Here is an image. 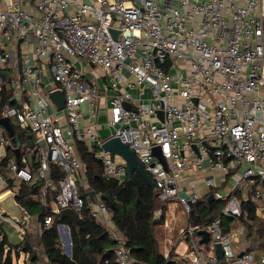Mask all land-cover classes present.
<instances>
[{"label": "built area", "instance_id": "2783aa9c", "mask_svg": "<svg viewBox=\"0 0 264 264\" xmlns=\"http://www.w3.org/2000/svg\"><path fill=\"white\" fill-rule=\"evenodd\" d=\"M3 74L12 93L0 117L45 143L34 170L24 154L22 165L19 156L8 162L14 185L42 181L43 205L48 189L55 190L50 213L34 218L38 233L65 207L80 215L77 181L85 178V163L78 141L100 161L106 179L128 178L125 160L101 147L116 136L143 164L159 200L179 204L188 217L176 238L186 248L171 261L264 264V227L253 221L245 235L243 209L247 201L264 222V0H0V90ZM56 89L63 92L60 108L51 98ZM101 122L106 137L97 132ZM0 146L21 149L1 123ZM51 164L62 170L57 185ZM7 188L0 174V193ZM209 194L216 214L190 223L194 206ZM89 205L118 264H133L105 200L94 194ZM3 221L20 236L26 230L0 208ZM56 228L70 257L69 225ZM201 229L208 232L205 242Z\"/></svg>", "mask_w": 264, "mask_h": 264}, {"label": "trees", "instance_id": "16d2710c", "mask_svg": "<svg viewBox=\"0 0 264 264\" xmlns=\"http://www.w3.org/2000/svg\"><path fill=\"white\" fill-rule=\"evenodd\" d=\"M2 87L0 90V116L4 104L11 103V88L4 81L2 75ZM14 131L15 145L20 146L19 165H22L20 158L24 154L27 157L28 166L31 170L38 164L40 155L43 153L42 147L38 141H35L34 135L28 127L21 126L15 120H11ZM21 143L30 149L29 153L22 148ZM81 160L85 163V178L87 186L79 191L83 199V204L78 216L77 224L73 225L66 216L59 219L54 216V222L43 226L38 233L32 221V230L26 229L22 236L18 234V239L10 238L0 224V262L3 256L5 260L11 262V252L14 250L17 254L20 251L27 255V261L33 264H39L43 258L45 264H118L116 256L112 249L113 241L108 237L105 228L97 222L90 208L89 189L94 190V194L102 196L108 194L109 199H104L112 222L123 233L125 245L129 248L134 257L133 264H182L181 261H171L178 255L173 247L168 252L167 258L159 251L158 240L155 236L154 226L157 222H162L164 218L165 207L157 196L154 186L149 185L139 173H133V179L129 177L123 181L116 179H106L103 176V167L100 161L87 150L84 142H77ZM15 157L14 150L5 147L4 156L0 157V174L15 193L18 203L25 209L30 216H38L40 219L45 214L50 213L55 190L48 189L46 194L47 204L43 205L40 200L42 190V181L31 178L27 181L22 180L18 184H13V176L8 172V162L11 157ZM52 179L57 185L58 179L62 176V170L55 164L50 165ZM87 188V189H86ZM160 201V202H159ZM206 209L190 215L192 223H207L216 214L217 203L208 201L204 198ZM244 214L247 219L244 221L246 229L249 227V220L255 219L254 207L251 204H243ZM157 210H160V217H155ZM202 213V214H201ZM31 219V218H30ZM31 221V220H29ZM62 222L69 225L71 238V256L64 254L59 246L58 232L56 223ZM35 228V229H34ZM264 245V243L262 244ZM37 248V250H36ZM2 263V262H1Z\"/></svg>", "mask_w": 264, "mask_h": 264}, {"label": "water", "instance_id": "95a60500", "mask_svg": "<svg viewBox=\"0 0 264 264\" xmlns=\"http://www.w3.org/2000/svg\"><path fill=\"white\" fill-rule=\"evenodd\" d=\"M111 31L113 33H115L114 30H111ZM115 35H116V33H115ZM51 98L53 99V101L55 102L57 107L60 108L63 106L64 98H63L62 90H60V89L53 90L51 92ZM126 106L129 107V104L126 103ZM158 114L162 115V112L158 111ZM0 123L2 125H4V127L7 129L8 133L11 137V141L15 142L14 131H13V127H12V124H11L9 117H7V116L0 117ZM38 143L42 147V149L44 150L45 149L44 141L42 139H40V140H38ZM90 143H91V145H94L93 141H91ZM101 147L104 150L109 151L111 155L118 154L125 160V162L127 164L129 179H133V173L137 172L141 176H143V178L146 180V182L149 185H151V186L154 185L153 180L151 179L149 174L146 172L143 164L136 157L134 151L132 149H130L125 143H122L118 137L113 136V137H108V138L104 139L102 141ZM152 152L162 162L165 161L164 157L160 153L158 146H154L152 148ZM14 154H15V157L18 158L19 148L14 149ZM182 194H184V193H182ZM88 196H89L90 200H94V190L93 189H89ZM101 197L103 199H107V200L109 199L108 194H103ZM212 198L213 197L211 194H209L207 196L208 201H211ZM246 203H247V201H246ZM0 208L3 210V212L5 214H7L11 219H13L14 222L20 224L25 229H30V225L32 224V223H30L31 221H29L30 217L28 216L25 209H23V207L18 203V201L16 199V193L11 188H7L6 190H4L3 192L0 193ZM158 215L159 214H156L155 217H158ZM64 216L68 217L73 225L77 224L78 217H77V214L73 208H71V207L63 208L61 210L59 219H61ZM197 233L202 234V238L200 239V242L207 241L208 232L206 230L201 229V230H198ZM67 252H68V254H71V248L70 247L68 248ZM215 254L219 258H222V256H223V251H222V248H221V245L219 242L216 243Z\"/></svg>", "mask_w": 264, "mask_h": 264}, {"label": "rangeland", "instance_id": "374dc122", "mask_svg": "<svg viewBox=\"0 0 264 264\" xmlns=\"http://www.w3.org/2000/svg\"><path fill=\"white\" fill-rule=\"evenodd\" d=\"M25 127V126H24ZM32 133V132H31ZM3 150V147L0 146V152ZM78 186H79V191L82 189L83 187V177H81L78 181ZM84 188V187H83ZM160 202V201H159ZM162 205H164L165 207V211H164V218L162 222H157L156 225V229H158L157 233L160 237H165L166 234H171V232L174 233V239L176 240L177 235H178V229L181 226H185L186 223H188V217L184 216V214H182L181 211V207L179 204H174L173 202H167V201H161L160 202ZM170 206H172V208H170ZM196 208V213L194 216H196L198 214V211H205L206 206H205V202H204V197L200 198L198 203L194 206ZM170 211V213H169ZM156 214H159L158 217H160V210H157ZM202 214V213H201ZM170 216V217H169ZM157 217V218H158ZM225 219V218H224ZM229 220V219H228ZM32 223V222H30ZM192 223V221L190 222ZM198 222L192 223V224H196ZM231 220L228 221V224H231ZM1 224V228L4 229L6 231V233L8 234V236L10 238H15V240L18 239V231H17V227L8 222V221H3L0 223ZM253 225L258 226V228L260 229V231L262 230L264 223L262 220H258L255 219ZM260 225V227H259ZM252 227V225H251ZM161 228V230H160ZM35 229V228H34ZM36 230V229H35ZM196 238L198 239V236L196 235ZM262 244L264 243V240L262 239ZM186 241L183 239L181 241H178L177 246H176V252L178 254H182L186 248ZM8 249V248H6ZM6 249H5V254L3 256V260L0 262V264H26L25 258H24V252L20 251L19 254H17L14 250H12L11 252V262L8 263L5 260V255H6ZM207 253L209 255L212 254V251H207ZM230 260V258H225V261ZM27 264H33L31 261H27ZM40 264H45L44 259L42 258L40 260ZM255 264H258L257 262H255Z\"/></svg>", "mask_w": 264, "mask_h": 264}, {"label": "crops", "instance_id": "0c3cea01", "mask_svg": "<svg viewBox=\"0 0 264 264\" xmlns=\"http://www.w3.org/2000/svg\"><path fill=\"white\" fill-rule=\"evenodd\" d=\"M97 132H98L99 136L106 137L108 135V133H109V129H108V127L106 125H104L101 122V124L97 127ZM4 154H5V148L3 147V150L0 152V157L4 156ZM227 185H229V183H227V182H225V183L222 184V186H223L224 189L227 187ZM85 186H87V182H86V178H83V187H85ZM170 208H172V206H170ZM28 216L31 218L30 219L31 222L32 221L34 222V218L36 217V215L30 216L28 214ZM253 221H255V219H250L249 220V222H248L249 223V226H247L249 228L246 229L245 235L248 234V230L251 229L250 223L253 222ZM156 226H158V225H155L154 226V232H155V236H156V238L158 240V248H159V251L162 254H167L170 251V249L173 247V250L176 252V249L175 248L177 246V241L174 239V233L171 232V234H169V235L166 234L165 237L164 236L163 237H160L158 235V233H157L158 229H156ZM259 227H260V225H259ZM29 230H32V225H30V229ZM160 230H161V228H160ZM241 248H242V246H239V249H238L239 252H241V250H240Z\"/></svg>", "mask_w": 264, "mask_h": 264}, {"label": "bare ground", "instance_id": "6f19581e", "mask_svg": "<svg viewBox=\"0 0 264 264\" xmlns=\"http://www.w3.org/2000/svg\"><path fill=\"white\" fill-rule=\"evenodd\" d=\"M169 213H170V211H169ZM170 217V216H169Z\"/></svg>", "mask_w": 264, "mask_h": 264}]
</instances>
